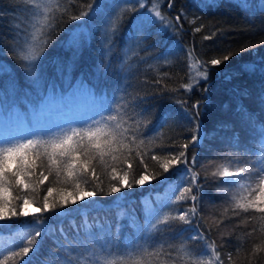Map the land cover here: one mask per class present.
Segmentation results:
<instances>
[{
  "label": "trees",
  "instance_id": "obj_1",
  "mask_svg": "<svg viewBox=\"0 0 264 264\" xmlns=\"http://www.w3.org/2000/svg\"><path fill=\"white\" fill-rule=\"evenodd\" d=\"M54 2L59 7L49 14V24L41 31L39 11H22L24 7L35 8L32 0H0V13H4L0 16V64L8 73L0 76V140L55 131L57 126L38 118V105L54 92L63 90L69 79H83L95 86L97 94L106 93L110 99L118 101L120 112L127 113L124 127L131 125L133 130L139 129L136 131L137 142L129 145L130 156L126 153L116 162L106 157L104 164L99 160L93 162L100 177L97 183L105 191L109 190L113 164L117 174L128 172L130 182L134 183L140 174L147 175L149 180L143 186L134 184L133 188L122 189V193L113 196L97 195L87 204H70L69 208L74 211H66L62 220L51 212L39 216L46 218L48 225L64 228L67 238L61 242L65 245L72 238L73 225L83 227L85 223L89 225L88 231L93 227L97 229L95 234L101 241L115 235L118 243L143 244L154 254L144 258V264H192L197 259L195 252H210L205 244L213 241L220 253L216 264H264V213L237 208V202L247 203L249 199L235 200L226 188L228 183L223 182L215 169L218 161L226 159L238 166L251 164L258 167L259 158L264 157L259 131V125L264 122V109L256 99L260 80L264 78L259 74L249 76L239 72L241 66L253 63L264 66V4L261 0H172L170 9L168 0H144V8H139L136 0H97L103 6L87 21H73L70 17L87 10V4L93 0ZM153 4L159 5L171 26L168 31L159 33L154 28L147 41L137 42L129 34L128 22ZM130 5L139 11H127ZM177 15L181 17L179 22L175 19ZM13 24L24 30L19 39H13L16 32ZM81 24L91 33L90 43L83 48L69 79H65L57 72L54 60L65 61L71 55L60 42ZM198 27L201 31L196 32ZM105 33L110 35L111 44L102 49ZM105 51V63L110 61L111 68L106 75L102 70L97 76L96 65ZM42 52L43 80L34 86L20 61L22 56H39ZM234 52L238 55H232ZM223 55H230V59L219 66L210 65L212 59H222ZM205 69L207 82L201 76ZM185 85L193 87L189 91ZM245 88L252 93L248 97L238 94V90L242 92ZM85 99H81L79 114H57L61 128L66 130L69 124L82 125L100 110L92 97L88 95ZM197 102L200 105L199 120L208 136L202 145L189 146L187 166L170 163L169 171L164 172L165 161H171L183 151L182 145L192 135L190 117L197 111L193 108ZM240 105L254 114L251 122L238 110ZM129 116L135 117L136 124ZM12 118L27 124L24 133L6 126ZM142 138L144 143L140 144ZM193 155L197 158L195 166L191 163ZM153 156L156 159H152ZM128 164L132 165L131 169ZM186 167L197 174L195 180L186 175ZM40 171L38 168L34 177L26 178L29 189L14 186L13 197H20V200H13V203L19 205L27 195L34 201L33 206L41 207L48 187L54 189L49 200H59L60 189L66 187L62 178L61 183H57L49 176L40 184ZM44 175H48L46 170ZM190 181L192 193H184V199H177ZM81 187L91 189V185L81 184ZM192 194L199 196L197 216L191 225L183 224L174 218L191 208ZM149 211L156 213L159 220L168 218L174 227L158 224L157 229H152L148 223L151 219ZM29 212L35 213L36 209ZM9 217L10 213L0 221V264H24L28 257L12 253L19 252L28 239H39L30 235L31 222L37 217ZM117 217L124 225L118 233L115 232ZM109 225L112 231H108ZM140 225H143V231L139 229ZM101 226L104 230H99ZM197 233L206 239H189ZM58 239L59 232L55 237L43 238L31 264H66L67 258L75 259L67 248L61 250L56 246ZM96 252L93 259L115 260L116 264H124L121 256L127 264L142 259L138 252L131 259L123 251L102 256L98 248ZM82 264H88V261L82 258Z\"/></svg>",
  "mask_w": 264,
  "mask_h": 264
},
{
  "label": "snow or ice",
  "instance_id": "obj_2",
  "mask_svg": "<svg viewBox=\"0 0 264 264\" xmlns=\"http://www.w3.org/2000/svg\"><path fill=\"white\" fill-rule=\"evenodd\" d=\"M35 5L34 9L24 7L22 11H39L42 15L41 31L43 27L48 26L51 19L50 13L54 8L59 6L55 4L54 0H32ZM136 3L141 8L144 7L142 0H136ZM264 4V0H261ZM102 3L93 0V3L87 4V10L82 11L79 15L71 16L73 21H87L95 17L102 8ZM172 0H168L167 7L172 8ZM15 11V9H14ZM127 11H139V9L132 7L131 5ZM4 13H0L3 16ZM119 17H114V19ZM176 21L179 22L181 17L177 15ZM124 21L121 22L123 24ZM171 26V21L167 20L166 16L160 11L158 4H153L147 11H141L139 15L135 16L128 22V31L130 36H133L137 42L147 41L152 34V30L155 28L159 33L161 31H168ZM13 28L16 32L13 35V39H19L24 30L19 29L16 24H13ZM103 31V29H100ZM196 32L201 31L198 27ZM45 36L49 34H44ZM90 31L86 28H78L70 30L67 38L61 41V46L71 55L67 60L61 61L59 58L54 60L57 72L64 76L65 79H69L71 71L75 65V62L80 58V54L85 46L90 43ZM47 39L45 44H47ZM111 44V37L105 33L104 38L101 41L102 49H107ZM12 50V49H10ZM191 55V53H189ZM232 55H238L237 52ZM44 53L39 56H22L21 64L24 66L27 77L32 80L33 85H40L43 80V61ZM230 59V55H223L222 59H212L209 63L211 66H219L222 62H227ZM107 60V52L102 53L101 60L96 65L97 76L103 70L106 75L111 68V62ZM241 74H248L249 76H255L259 74L264 78V66H258L255 63L247 66H241L239 69ZM4 66L0 64V76L7 75ZM204 82L208 80V72L205 69L201 73ZM231 79L232 77H228ZM46 87V85H44ZM193 85H185V88L189 91ZM69 88L72 90H84L88 95L93 98L96 104L99 106V111L87 121H84L82 125L73 126L69 124L66 128H58L57 130H49L46 133L36 132L28 136H15L8 137L0 140V221H4L6 216L10 217H28L29 215L36 216L37 218L31 222L32 231L30 235L39 239H28L25 246H21L19 252L13 251V255H20L28 257L24 261V264H31L32 257L35 256L39 250L41 240L48 236H56L59 232V239L57 240V247L61 250L67 248V250L75 255V259L67 258L66 264H82V258L88 261V264H116L115 260L93 259L97 256L96 249H99V255L104 253H111L113 251H123L128 254V259L135 253H139L140 260L133 261V264H144V258L152 257L154 254L148 251V248L143 244H137L133 242L131 245H125L122 242L118 243L115 235L106 237L104 240H100L96 236V228L93 227L91 231H88L89 225L85 223L83 227L79 225H73V235L67 245L62 243L63 239L67 238L62 226L55 224L48 225L46 218L39 216L44 212H51L55 217L63 219L66 211L71 212L74 209H70L69 205H77L83 202L87 204L93 201L97 195L100 196H113L117 193H122V189H131L134 184L137 186H143L149 177L145 174H140L138 179L130 182L128 172L125 171L123 175L117 174L114 164L111 166V176L109 190L105 191L103 187L97 183L100 177L97 175L96 167L93 162L99 160L101 164L106 163L105 158L108 157L111 161L116 162L121 157H125L132 154L130 144L137 142L136 131L132 126L124 127L127 123L124 120V116L127 113H121L119 110L118 101L110 99L106 93L97 94L95 86L89 84L83 79H79L75 82L69 79ZM206 90V89H205ZM238 94L243 97H248L252 93L245 88L242 92L238 90ZM256 99L262 109H264V79L260 80V89L258 90ZM197 111L190 119L193 122L192 135L188 141L182 145L183 151H180L173 157L171 161L166 160L162 165L164 172L169 171V164L175 163L177 165H188L189 160L187 151L190 145L193 147L202 145L203 141L207 138L208 134L203 131L202 122L199 120V108L200 105L197 102L193 105ZM238 110L244 115L245 119L252 121L254 114L248 113L243 105L238 106ZM143 115V113H141ZM129 120H132L133 124H136L135 117L129 116ZM221 127H227V125H221ZM146 131V127H145ZM261 144L264 145V122L259 125ZM131 133V134H129ZM140 144L144 143V139L139 140ZM152 159H156L155 156ZM196 156L193 155L191 163L193 166L196 164ZM39 162V163H38ZM141 163L143 160L141 159ZM258 167L251 164L247 167H240L238 171H229L228 168H224L219 176L226 178L224 183H235V181H229L227 178L247 176L252 182L258 181V194L254 199H249L247 203H236V207L247 211L248 209H255L260 213H264V157L259 158ZM127 167L131 169L132 165L128 164ZM147 167V165H145ZM41 169L39 183L43 184L48 180L49 176H52L57 183H62L66 186L60 189L59 200H49V197L53 195V188L48 187L46 189V195L43 198V204L41 207L36 208L35 213H30L28 206L34 201L30 200L27 195L24 196L22 203L17 205L13 203V200H20V197H13L14 186L16 188L29 189L30 185L26 178L31 179L34 177L36 170ZM48 172V175H44V171ZM186 174L191 177V180H195L196 173L191 172L187 167L185 168ZM155 177H153L154 179ZM81 184L91 185V189L81 187ZM251 187V185H249ZM71 188V190H69ZM228 189H223L227 191ZM66 193V194H65ZM184 193H192L191 181L189 186L183 187V191L177 197V199H184ZM119 199V197L117 198ZM192 202L191 208L183 210L174 219H178L183 224L191 225L194 218L197 216L198 200L197 194L190 196ZM171 202V201H170ZM19 207V211H18ZM151 219L148 220L152 229H157L158 224H163L167 227H174L169 223V219L165 218L159 220L156 213L149 211ZM124 225L120 223V218L117 217L115 224V232H120ZM132 225H129L131 227ZM139 229L143 231V225L139 226ZM99 230H104L103 226ZM112 226H108V231H112ZM256 229L253 228V232ZM251 235V233H249ZM143 240L144 237L141 236ZM152 239V237H149ZM190 240L200 239L204 241L206 238L203 234L197 233L195 237H189ZM74 241V242H73ZM171 247V245H169ZM163 247V245H160ZM206 249H210V252H195L197 259L193 260L192 264H216L219 261L220 253L216 250L215 242L206 243ZM29 253L32 256H29ZM89 254V255H86ZM59 255V253L57 254ZM229 260H231V254H229ZM121 260L124 264H127L124 256H121ZM175 264V262H173ZM222 264V262H221Z\"/></svg>",
  "mask_w": 264,
  "mask_h": 264
},
{
  "label": "rangeland",
  "instance_id": "obj_3",
  "mask_svg": "<svg viewBox=\"0 0 264 264\" xmlns=\"http://www.w3.org/2000/svg\"><path fill=\"white\" fill-rule=\"evenodd\" d=\"M142 2L144 4V0H142ZM138 7L141 8L139 4H138ZM79 28H86V26L84 24L83 25L81 24L79 25ZM75 81L77 80H74L73 82ZM85 96H88L87 91L72 90L69 88V84H67L63 90H58L54 92L49 97H46L45 101H42L38 105L37 116L40 120L45 121V123L49 121V124L51 126H57L56 127V130H57L58 128H61V125H62V124L59 125L60 123L58 124L59 118L57 117V114L58 113L63 114V113H68V112H71V113L77 112L79 114V111L81 108L79 107L80 102H82L81 99L86 101ZM86 107L88 106L86 105ZM53 113H56V114H53ZM6 126L18 132L26 131V129L28 128L27 124L24 121L23 122L16 121L14 118L7 121ZM240 167H246V166L245 165L238 166L236 163L228 161L227 159L218 161L215 164V169L217 170L218 173L222 172L224 168H228L229 171H238ZM221 179L224 181L226 178L221 177ZM227 179L229 181H233V180L235 181V183H228V186H226V188L230 189L229 190L230 195L237 201H243L244 198L254 199L255 196L258 194V181L252 182L247 178V176H242L240 178L233 177V178H227ZM249 185H251V187H249ZM35 209H36V206H33L30 203L28 206V210L33 211Z\"/></svg>",
  "mask_w": 264,
  "mask_h": 264
}]
</instances>
